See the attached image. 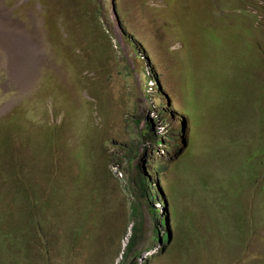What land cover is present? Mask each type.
I'll list each match as a JSON object with an SVG mask.
<instances>
[{
	"label": "rangeland",
	"instance_id": "374dc122",
	"mask_svg": "<svg viewBox=\"0 0 264 264\" xmlns=\"http://www.w3.org/2000/svg\"><path fill=\"white\" fill-rule=\"evenodd\" d=\"M147 128L165 145L144 143ZM9 132L50 201L30 207L44 214L43 264H131L136 231L148 264H264V0H0V141ZM218 142L241 157L207 159ZM250 158L241 212L253 233L203 188L229 195L226 179ZM51 173L67 182L53 200ZM158 199L173 239L181 216L195 227L194 244L156 258ZM17 246L0 240V263Z\"/></svg>",
	"mask_w": 264,
	"mask_h": 264
},
{
	"label": "trees",
	"instance_id": "16d2710c",
	"mask_svg": "<svg viewBox=\"0 0 264 264\" xmlns=\"http://www.w3.org/2000/svg\"><path fill=\"white\" fill-rule=\"evenodd\" d=\"M139 137L144 143L150 142L156 143L158 147L162 145L164 146L163 142H158L156 139H153L150 134L144 135L141 133ZM16 147L17 139L13 134H8L0 142V240L7 243L18 244L14 253L10 255L7 261L1 262L0 264H23V262L17 260L20 256L18 254L20 253H25V259H29L31 255V257H34V262H37L39 259V263L43 264L45 253L48 252V235L43 230L39 217L44 214H42L40 209L30 212V207L32 204L49 203L50 201L42 195L40 182L36 181L32 173L29 172L30 169L28 170L16 156ZM137 151L138 149L134 150L135 156H138ZM217 152L220 156H225V159L234 155L241 157V152L239 150H235V152L227 151L224 142H218L217 149L213 146L210 147L204 155L207 159L211 160L210 157H218ZM175 155L176 153L173 155L174 159H176ZM253 161L254 159L250 158L245 164L240 166L241 172L236 174L232 173L226 179V181H228L226 189L229 193L227 196L223 197V194H221L218 189H214L210 186L211 183H205L203 185L204 190L213 189L219 193L220 202H217V206L219 208L224 207L223 214L229 217L232 223L241 227V229L242 225L245 226L248 224V228L251 233H253L254 230V226L252 224L254 222V218L253 216H245V211L247 213L246 205L243 211L244 214L241 212L243 210L241 206L244 204L243 194L245 187L252 185L255 180L253 177L255 175L253 170L255 166L252 165ZM187 164H189V157H186L183 164L178 165V167L180 169L182 166L188 167L189 165ZM242 170H248L249 174L244 183H237V179L242 174ZM54 177L56 178L55 174L52 173L50 177L48 176V198L52 200L57 196L60 190L64 189L67 184L66 181L58 179L54 182L52 180ZM219 185L222 184L220 183ZM140 186L147 187V179L145 180L144 178L142 180V185ZM37 187L40 188L39 191L36 189ZM64 197L65 193L62 194V198ZM214 210H217V207ZM152 215H154L157 219L159 214L158 212H155L152 213ZM81 216L85 222H92L90 215L82 213ZM54 218L55 215L53 216V220ZM157 220L162 227L166 228L163 236V242H165V244L163 246L162 254L168 246H173L174 244L178 248H182L185 243L194 244L188 237V231L195 227V222L191 218L180 217L179 232L177 233V237L174 239L173 236H171V231L168 230V219L166 217L160 219L159 217ZM76 233L77 230H73L71 237L75 236ZM154 233L156 240L159 241V229H153L151 234L153 235ZM139 237L140 232H136L130 240L127 252L125 253L127 258L130 256V259H134L139 255L138 250H136ZM36 249L37 256L34 254Z\"/></svg>",
	"mask_w": 264,
	"mask_h": 264
},
{
	"label": "clouds",
	"instance_id": "9594fccd",
	"mask_svg": "<svg viewBox=\"0 0 264 264\" xmlns=\"http://www.w3.org/2000/svg\"><path fill=\"white\" fill-rule=\"evenodd\" d=\"M111 2H112V5H113V9H114V3H115V0H111ZM150 77V76H149ZM151 79V81L153 82V83H155L156 84V80H157V77H152V78H150ZM155 86L156 85H151L150 86V88H149V93L152 95L153 93H154V91H155ZM176 114H177V116L178 117H180L181 115H179L178 114V112H177V110H176ZM182 117V116H181ZM152 125H154V124H152ZM184 131V130H183ZM141 133H143L144 135L145 134H150V136L153 138V139H156L158 142H163V144L165 145V142H164V140L163 139H159L157 136H156V133H154L150 128H147L146 130H144V131H142ZM184 133H185V131H184ZM8 134H13L12 132H9V133H7L6 135H5V137L8 135ZM14 135V134H13ZM141 135V134H140ZM4 137V138H5ZM3 138V139H4ZM2 141V140H1ZM0 141V142H1ZM169 145H167L166 144V146H167V148L168 149H170V150H172L173 149V145H172V143H171V141H169ZM176 152H174V154H175ZM173 154V155H174ZM145 180H146V178H145ZM148 181V180H147ZM150 183V181H148V184ZM152 200V199H151ZM153 201V200H152ZM158 202H160L161 203V207H162V209L164 208V207H166V203L165 202H163V201H160L159 199L157 200ZM163 205H165V206H163ZM162 211V210H161ZM154 212H158V214H161V212L160 211H157V210H155L154 209ZM166 214V211L163 209V215H161V218L160 219H163L164 217V215ZM134 216V213H133V215H131V220H132V224H133V226H132V229L134 228V227H140L141 226V224H140V221H139V219H137V218H134L133 217ZM160 227V228H159ZM165 227H162L161 225H160V223H159V226H158V228L157 229H159V234H158V237H159V241H157L156 240V237H155V233L152 235V234H150V238H151V240L152 241H154V242H156V243H159V246H160V250H159V254L158 255H156V258L157 257H159L160 255H161V253H162V251H163V246H164V244H165V242H163V236H164V233H165V231H163V235H161V230L162 229H164ZM137 232V231H136ZM135 232V233H136ZM135 233H131V237L128 239V243H127V245H126V248H125V250L123 251V255H122V257H125V260H126V262H131V264H148V258H149V253H150V251H140V252H138V256L136 257V258H134L133 260H130L129 258H127V255H125V253L127 252V249H128V246H129V244H130V240L132 239V237H133V235L135 234ZM154 237V238H153ZM145 243V240L143 241V244ZM142 244V245H143ZM136 250H138V246H137V249ZM121 251H122V249H121ZM144 254H146L147 256L145 257L144 256ZM120 255H121V252H120Z\"/></svg>",
	"mask_w": 264,
	"mask_h": 264
}]
</instances>
